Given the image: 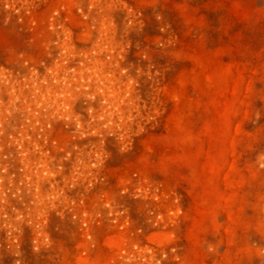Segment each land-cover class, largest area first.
Segmentation results:
<instances>
[{"label":"rangeland","instance_id":"374dc122","mask_svg":"<svg viewBox=\"0 0 264 264\" xmlns=\"http://www.w3.org/2000/svg\"><path fill=\"white\" fill-rule=\"evenodd\" d=\"M0 264H264V0H0Z\"/></svg>","mask_w":264,"mask_h":264}]
</instances>
